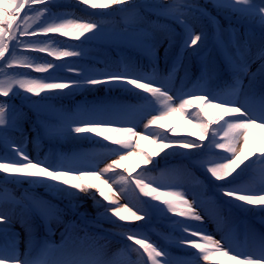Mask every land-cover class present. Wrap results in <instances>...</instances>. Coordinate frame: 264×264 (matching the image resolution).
I'll return each mask as SVG.
<instances>
[{"label":"trees","instance_id":"1","mask_svg":"<svg viewBox=\"0 0 264 264\" xmlns=\"http://www.w3.org/2000/svg\"><path fill=\"white\" fill-rule=\"evenodd\" d=\"M209 1L211 2L213 0ZM100 2H102V0H100ZM177 3L198 6L199 9H202L204 12L201 13V11L196 10V7H193L191 11L181 9L186 12L187 24L192 29V34H204V39H202L198 47H185L184 45L185 28L182 24L177 23L171 14L172 6ZM251 3L253 4V7H259L260 3H264V0H251ZM32 8L35 9V11H29L27 13L31 19L26 25L22 22L21 27L23 28L26 26L29 31L37 32L39 39H32L35 42H39L40 46L45 48L46 51L41 52L39 50L24 49L23 46L18 45L15 49L14 56L10 55L7 65L1 68L3 70L18 74L24 78L39 80L42 82H53V80H49L47 77L73 81L82 80L80 77L82 74H76L67 70L70 66L80 68L82 72L128 70L139 72L144 76L157 81V84L162 85L166 90L171 89L174 85V91L177 93L186 90L193 82L198 86L199 83L203 81L206 84V92L209 94L216 93L215 95H227L230 93L231 95L238 96L241 92V96L243 95L245 100L246 98L248 100L243 102L247 103L252 100L250 103H254V101H258L257 98L260 92L253 96L254 94L250 92V89L245 88V90L240 92L238 90L237 93L238 86L240 85L237 84V76H234L236 73H233L234 67L231 63L235 60L238 61V59L236 53H234L227 41V38L231 34L235 41L239 42L241 51L251 46L255 48L258 53H261V32L258 28L247 26L245 24L242 25L235 20H231L230 23H227L226 19L223 18L216 9L199 0H181L180 2L178 0H143L140 2H137V0H130V2L123 4L120 9L112 12H107L108 7L102 8L98 5L94 8L91 4L84 3V0H43V4L38 0L35 5H32ZM164 9H168L169 14H163ZM233 13L242 17L241 13L235 9L233 10ZM48 19H56V22L54 23L69 21L97 23L100 25L98 31H105L107 33V40H94L91 38V33H86L85 36L80 37L79 39L64 37L58 33L47 35L39 34V29L36 26L44 25L41 24L43 23L42 21L47 23ZM43 27H45V25ZM233 29L235 30L234 33L232 32ZM214 33L218 35L217 38L219 37V43L226 50L227 55L230 56V58L227 57L226 61L222 60L220 52L212 42ZM129 36H134L135 39H128L127 37ZM20 39H24V37H21ZM61 50L79 52L81 55L64 58L49 54ZM160 51H162L161 59L158 58ZM7 55L8 53H6V56ZM4 59L5 58H0V62ZM22 59H27L32 64V67L28 68L17 63H10L12 60ZM49 63L54 65L52 69H46L45 72H39L36 70L37 66L45 67ZM261 63L262 61L258 63L253 73L257 72ZM168 66H170L169 69ZM176 77H179L178 84L170 82V79ZM260 79H264V75L258 74L254 81L250 82V78L247 83L253 84ZM216 81L222 83V89L217 90ZM106 84L109 85L112 91L110 93H103L99 97L101 102H98L95 96L97 94V85H77L71 89H65L62 92L41 93L40 95L26 93L25 90L18 87L17 90H14L13 95L16 96L19 93H23L29 97H42L57 110L66 114L72 111L71 99L80 95L89 96L86 99L87 102H84L87 103V108H84L81 115H88L90 113V111H88L90 105H93L95 108L102 107L104 110L123 109L127 105L137 106L138 101L130 98L131 96L129 93H142L140 90L125 83ZM234 85H236V87ZM116 89L121 90V92H116ZM146 94L153 99H157L149 93ZM187 97L192 99V97ZM28 99L30 100V98ZM11 100L12 98L4 97L0 94V106H3L4 108L8 107ZM194 101L198 102V106L201 103V101ZM186 112L190 114V118L194 123L200 120L204 121L202 118V112L198 109H192L191 105L187 106ZM187 118L188 117L182 116L181 113L174 117V124L176 125L175 132L172 135L161 133V138L167 140H188L194 143H200L198 137L190 135L192 131H198V129H195L192 124L186 123L185 120ZM10 121L12 124L11 126L0 127V160H4L0 162H22L20 161V157L17 155H11L8 152L11 147L7 146V144L14 143L22 147L23 151L33 161L43 160L51 166H58L61 165L62 162L67 163L68 161H75L83 157L90 158L92 163L89 166L85 167L82 164L85 171H90L98 163L97 160L108 151L106 148L104 149L97 145L92 146L87 142L88 139L93 141H107L103 137L93 133L74 134L70 129H65L59 126L54 120L45 114L34 112L28 105H24L21 102L16 103V107L10 114ZM39 124L49 133L45 139H43V131ZM58 127H60L61 131L53 134L51 132L52 129H57ZM51 139L57 140L60 143L53 146L49 142ZM148 142L149 138L140 139L139 150L127 158L128 162L142 164L143 154H151L146 150ZM152 144L153 152H158L157 144L154 140H152ZM30 149L34 151L32 154L30 153ZM54 153L58 155L59 162L54 160ZM199 153L200 151L198 148L189 150L183 149L182 147H173L166 149L164 152H159L156 157H172L168 160L169 163L165 164L162 174H165V176L177 175L181 178L186 177V179L192 181L193 184L196 183L195 190L198 193V199L203 201L204 207L208 205L211 206L205 208V211L211 213H217L218 211L221 212L220 209H222V206L218 197L207 195L209 187L205 182V176L198 173L195 168L188 163V159H192L193 157L197 159V156L195 155ZM201 158L205 159V156H201ZM251 160L252 157H249V160L245 161V163L227 179L218 181H224L227 183L231 179L242 177V174L250 166ZM154 161L155 159L153 157V161L149 165ZM211 164H207L208 166L206 167H209ZM141 169H143V167ZM2 175H7L9 179H12L15 183L27 181L36 189L43 188L50 193H55L68 199L77 198L80 192L79 190L66 188L62 184L57 185L53 181H46L37 178L16 179L13 178V174H7L0 170V176ZM105 178L106 181L112 182L117 194H112V199L110 201H104V203L100 201L103 197L100 199L92 198V207L96 208L95 211L100 212L98 216V219L101 221L100 223H103L102 225H105L104 227L108 231L116 234V236L127 237L128 234L136 233L137 237L147 238L150 243L158 246L159 244L157 241L144 230H141V232L135 231L130 233L131 230L126 226H130L134 221H121L114 212L109 210L110 208L118 207L117 205L120 203L118 198L120 197L124 202V206H127L138 214L145 216L143 220L138 222L139 226L147 224L150 217L148 208L142 203L138 192L133 189L127 175L120 172H112L111 175H106ZM170 179L173 180L172 178ZM111 182L109 184H111ZM248 184L249 183L246 181H234L232 183L233 187L242 185L245 187ZM222 186L226 187L225 184ZM5 200L6 198H3L1 202ZM235 206L237 211L247 212L253 205L236 202ZM0 209L2 208L0 207ZM0 211H3L9 216V213L13 211V207L11 205ZM168 214H170V212H164L165 216ZM234 214L237 213L234 212ZM17 217L18 213L14 212V224H16L15 220ZM260 219L264 220V217L261 216ZM12 220L13 219H11L10 223L7 225H0V228H6L8 230L7 236L9 239H13L11 236V232L13 231ZM246 222L248 224V232L254 237L259 238L261 235H264V231L261 230L264 227L262 221L256 220L253 223H250L246 220ZM121 224H123V226H118ZM71 225H73V227L68 232L72 237V240L76 242V245L79 248L88 251V248L92 246L91 244L96 237L90 230L83 229L77 221H74ZM174 226L179 227V223H174ZM157 228L159 227L156 226L155 229ZM81 229L82 234L79 233ZM154 232L165 237L164 234L159 232V230H154ZM2 234L3 236H1ZM65 234H67L66 228L60 231L57 235L56 241H58V238L59 240L62 237L64 238ZM4 242L5 233L0 231V244H3ZM105 243H114L119 247V244H116L118 243L117 240L116 242L112 241ZM169 245L172 247L179 246V248L187 247L174 240H170ZM0 249L2 250L3 248ZM31 249L32 247L28 251H31ZM1 250L0 254L3 252ZM133 257L134 260L137 261V256L135 257L134 255ZM114 258H116V255H110L109 259L111 260L109 261H112ZM136 264H141V262L137 261Z\"/></svg>","mask_w":264,"mask_h":264},{"label":"snow or ice","instance_id":"2","mask_svg":"<svg viewBox=\"0 0 264 264\" xmlns=\"http://www.w3.org/2000/svg\"><path fill=\"white\" fill-rule=\"evenodd\" d=\"M38 0H0V58H5L6 53L14 56L16 46L19 44L24 49L39 50L41 52L46 51L32 38L39 39L37 32L29 31L28 28L21 27L22 22L26 25L31 17L27 14L29 11H35L32 5H35ZM43 4V0H40ZM130 0H84V3L91 4L92 7L107 8L109 5H123ZM244 4L246 7L240 8L238 4ZM213 4L222 8L235 9L247 15H259L261 22V53L260 59L262 60L261 66L257 69V72L253 73L249 71L250 64L243 61L240 44L234 42L233 47L236 50V54L241 56V62L234 66V71L237 75V83L240 82L239 77L241 75H247L251 77V81H254L257 75H264V3H260L259 7H253L251 0H213ZM46 7V6H45ZM193 7L196 10L204 13L198 6L191 4L177 3L172 6V15L177 23L182 24L185 28V47L199 46L202 39H204L203 33L196 35L192 34V29L187 24L186 12L181 9L191 11ZM23 10V11H22ZM163 14H169L168 9L163 10ZM39 34H61L64 37H73L79 39L85 36L86 33L96 35L101 31L100 25L97 23H82V22H60L52 23L45 27H40ZM234 33L235 30L233 29ZM24 37V39H20ZM128 39H135L134 36L127 37ZM190 41V44H189ZM57 57H72L81 55L79 52H72L68 50H61L56 53H49ZM10 63H17L31 68L32 64L27 59L12 60ZM54 65L52 63L47 64L45 67L37 66V71L45 72L46 69H52ZM69 72L76 74H82L83 79L79 81L62 80L60 78L47 77L53 82H42L39 80L20 78L14 81L0 80V94L4 97H9L10 92L13 90V84H18L20 89L26 91L29 94L40 95L41 93H55L57 91H63L65 89H71L77 85H98L105 83H125L127 85L134 86L135 89L140 90L143 93H149L157 99L167 98L170 102L166 105V111L161 116H152L145 124V129H148L149 125L155 124L162 119H167L173 113H181L182 116L188 117L185 122L192 124L198 131H192L190 133L193 137H198L200 143H194L188 140H167L162 139L160 134L155 138L154 142L157 144L158 152L151 154L144 153L142 158L143 165H149L153 161V157L158 155L159 152H164L166 149L173 147H182L183 149H193L203 146L204 141L210 135V125L214 122L209 119L208 122L203 120L193 122L190 118V114L186 112V108L191 104V99H181L177 107L170 106L174 98L169 92L162 86L158 85L157 81L144 76L143 74L135 71H104V72H82L80 68L70 66L67 69ZM186 95L192 96V99L203 102V107L199 110L205 115L208 114V110H215L216 122L219 123V131L223 132V138L226 142L213 141L216 149L224 150L227 154L231 155V158L224 159V163H212L207 167L208 173L215 180L227 179L233 172H235L245 161L249 160V157H255L261 163H264V92H260L257 100V104L249 106L245 103L237 102L234 99L210 98L209 95H193L191 92ZM4 112V107L0 106V113ZM121 109H105L100 110L94 114L81 115L75 118H65L64 128L70 129L74 134L93 133L103 137L108 141H113L116 145H121L125 148L133 146V139L139 136V139H148L149 136L141 135L134 131L133 128H120L112 126L113 120L106 117L110 115H119ZM75 120L76 122H73ZM3 119H0V124H3ZM165 126L161 124V129ZM175 124L169 131L174 130ZM61 131L60 128L52 129V133L55 134ZM217 130H211V135L215 136ZM123 137V138H121ZM242 139V146L237 147ZM257 142V147L253 148L251 141ZM195 141V140H194ZM7 146L15 150L16 155L20 157V161L12 162H0V170L7 174H13V178H37L46 181H53L57 185L62 184L66 188L75 189L83 192H87L88 189H97L99 195L103 197L104 201H110L112 199V189L108 186L107 181L100 180V174L95 171L82 170V162L80 161H68L62 162L61 165L51 166L45 163L43 160L33 161L23 151V148L9 143ZM139 150V140L134 145ZM132 152H128L127 155H121L119 161L114 160L112 164H119L120 161L132 156ZM4 161V160H0ZM111 165L107 166L103 171H108ZM63 169V170H60ZM90 178L99 181V183L90 182ZM146 177L141 173H138L134 179L135 186L145 196L152 197L156 201H162L167 206V211L170 213H177L180 217L191 216L196 221L202 222L203 216L195 211L194 205L190 203L185 195L180 191H161L160 187H153L151 181L145 182ZM258 184L264 185V174L261 175ZM105 185V187H101ZM225 196L232 198L235 201H240L247 205H261L264 206V191H259V195L246 194L255 192H245L239 190H221ZM187 207H182V206ZM110 211L119 217L121 221H140L145 218L144 215L138 214L127 206L110 208ZM44 211L42 210V215ZM11 221V218L3 211H0V225H7ZM264 223V220H262ZM0 231L5 233V242L0 244V248L5 251L0 254V264H108L107 261L101 260L93 252L84 251L76 245V242L72 240V237H64V244L58 247H52L48 244L33 243L31 251H26L20 254L17 251V245L13 239H9L7 236V229L0 228ZM184 232H189L190 228L184 227ZM192 236H201L205 243L197 242L194 239H181L180 243L191 248L198 249L200 253L206 254L210 251L219 252L224 256H227L231 264H264V235L259 237V253L244 252L230 254V251L225 244H222L219 240H215L213 236L203 234L200 230H193ZM127 239L129 241H135L136 245H139L145 253L148 255V259L152 261V264H165V260H157V257H165L166 253L158 248L153 243L148 242L147 238H137L135 233L128 234ZM206 245H210L208 247ZM241 255L244 256V260H241ZM252 257H255L254 259ZM204 259L207 260L208 256L204 255Z\"/></svg>","mask_w":264,"mask_h":264},{"label":"rangeland","instance_id":"3","mask_svg":"<svg viewBox=\"0 0 264 264\" xmlns=\"http://www.w3.org/2000/svg\"><path fill=\"white\" fill-rule=\"evenodd\" d=\"M44 1H50V0H44ZM143 0H137V2H140ZM179 2L181 0H178ZM203 2L204 4H207L211 6L212 8L216 9L217 12H219L223 18L226 19L227 23H230L231 20H235L240 22L241 24H246L248 26H253L259 28L260 31H262L261 22L259 19V15H247L246 13L240 12L242 17L239 15H236L233 13L234 9H227L222 8L219 6H216L213 4V1L209 0H199ZM122 5H109L108 11H116L120 9ZM238 7L244 8L246 5L244 4H238ZM238 11V10H237ZM48 22L45 23V21H42L45 26H48L54 22H56V19H48ZM44 25L40 26L43 27ZM37 27V26H36ZM218 35L213 34L212 42L215 45L216 49L220 52L221 58L224 59L225 57V51L221 47L219 43V37ZM94 40H107V33L105 31H101L99 33H96V35H92L91 37ZM232 39H230L231 41ZM40 45L39 42H36ZM19 45V44H18ZM18 45L16 47H18ZM162 51L159 52L158 58L161 59L162 57ZM242 58L244 62H247L250 64L249 71L254 72L256 66L259 62L262 60L259 58L260 53H258L255 48L249 46L243 51ZM229 57V56H228ZM241 62V58L235 61H233L231 64L234 67L236 64H239ZM234 76H237L234 74ZM22 78L20 75L12 73L7 70H3L0 68V80L5 81H14ZM251 77L247 75H241L239 80L240 82L237 84H240L241 90L246 85V88H250L252 91L256 90L257 88L260 89V92H264V79L257 80L256 83L247 84V82L250 80ZM170 82H173L175 84L179 83V77L170 79ZM205 83L201 82L197 86L196 84H193L192 86L188 87V89L182 91V92H175L174 91V85L171 89L167 90L171 96H173L174 101L170 105L172 107H177L180 103L181 99H190L186 95V93L191 92L193 95H201V94H207L210 96V98H216L215 94H208L205 89ZM219 88L222 86L221 84H217ZM19 87L18 84H13V90L9 94V97L12 98L10 101V104L8 107L4 108V112L0 113V119H3L4 123L0 124L1 126H11L10 121V114L12 110L16 107V103L22 102L26 105H28L34 112H40L42 114H45L46 116L50 118L56 119L57 117V109L47 102V100L43 99L42 97H29L22 93H19L18 95L14 96V90H17ZM166 87V86H165ZM112 89H110L108 84H98L97 85V94L96 100L98 102L100 101V96L103 93H110ZM116 92H121V90L116 89ZM243 91V90H242ZM131 96H137L140 93H129ZM241 92L239 93L237 98H233L232 96L228 99H234L237 100V102L245 103L243 101H248L247 98L245 100V97L242 95ZM228 96L230 95L227 94ZM246 96V95H245ZM84 97H77V98H85ZM89 97V96H88ZM92 97V96H91ZM140 100V104L137 106L127 105L123 109H121V113L119 115H110L106 118L113 120V126L114 127H120V128H133L135 132L141 134V135H148L149 136V142L146 150L150 153H153L152 150V140H155L157 134H160L161 132H166L168 135H172L175 132V129L172 131H169V129L172 128V125L174 124V117H176L179 112L171 114V116L167 119H162L159 122L155 124L149 125L148 129H145V124H148V121L151 119L152 116H161L163 112H165L166 105H169L170 102L167 100V98H161V99H150L147 98L145 94L138 96ZM192 97V96H189ZM218 97V96H217ZM15 98V100H14ZM30 98V100L28 99ZM99 98V99H98ZM221 98V97H220ZM191 107L192 109H200L203 107V102L201 101L200 105L198 106V102L191 99ZM149 102V103H148ZM249 102H252L250 100ZM258 101H254V103H251L254 106L257 104ZM142 103H145V106H141ZM76 104V105H75ZM76 106L79 108L80 103L79 101H74L73 106ZM139 107V109H138ZM100 110H104L102 107L95 108L93 105H90V111L89 114H94ZM57 112V113H56ZM81 112V111H80ZM82 114V113H80ZM80 114H76L74 112L71 113L68 117L65 118H75L80 116ZM88 114V115H89ZM87 115V114H85ZM59 118V117H58ZM64 117L59 118L60 122L64 124ZM202 118L205 122H208L209 119L214 122L210 125V135L209 137L204 141L203 146L198 147V150L200 151L199 154H196V158L190 159L189 163L194 166L195 170L200 173L201 175L205 176V182L209 186L211 193L213 196H217L222 200V202L225 205V208L223 207L221 212L217 213H211L208 211H205V208L211 207L210 205L204 207L203 201H200L198 199V193L196 192V183L193 184L192 181H189L186 179V177H180L177 175L173 176H165V174H160L162 170H164L165 164L169 163V159L172 157H154L155 161L151 165L143 166L141 163H130L127 159L120 161L119 164H112V161L117 160L119 161V157L121 155H127L128 152L136 153L138 149L134 146L136 141L139 140V136L133 139V146L132 147H123L121 145H116L113 141H93V140H87L89 144L92 146L97 145L102 148L108 149L107 155H102L98 160L95 167H93L90 171H95L98 174H100V180L106 181L105 176L111 175L113 172H120L127 175V177L130 179L131 185L134 190H136L140 196V199L143 204H147L148 207H150L149 214L152 217V224L150 227H144L139 226V221H134L128 229H130V233L141 230H148L151 231L154 226H160L161 230L160 232L165 235V237H159V241L162 242L164 245V252L166 253L165 257H157V260H165V264H231V262L228 260L227 256L222 255L219 252H213L210 251L206 254L200 253L198 249L191 248L189 246L183 248V247H172L168 245V242L170 240H174L175 242H180L181 239H194L197 242L205 243L201 236H192L191 232L193 230H200L203 234L211 235L215 240H219L222 244H225V246L232 251L230 254L235 253H244L243 251H240V244L245 245L246 252H255L259 253V238L254 237L252 234L246 231L245 228L248 227V224L246 220H259L262 221L261 216L264 217V206L261 205H253L247 212L244 211V216L240 220V215L233 210V205H235L236 202L242 203L240 201H235L232 198L225 196L222 189L226 190H239V191H245V192H255V193H246V194H256L259 195V191H264V185L258 184V180L260 179L261 175L264 174V163H259L258 169L256 170H250L248 169L242 176L237 179V182L246 181L249 183L247 186H234L232 185L233 182H221L218 180H215L211 177V175L207 171V164L211 163H224L227 158H231L230 154H227L224 150L216 149L214 147V144L211 145L213 141H219V142H226L223 138V132L219 131V123L216 122L215 117V110H208V114L205 115L202 113ZM73 122H76L73 120ZM161 124H163L165 127L161 129ZM211 130H217V134L215 136L211 135ZM43 133V138H45V135L47 134L45 131ZM123 138V137H121ZM59 141L55 140L51 143L53 145H56ZM254 147H257V142L255 140L252 141ZM242 139L240 141V144L237 147V151H239V147L242 146ZM9 152L11 154H16L15 150L10 148ZM34 151L30 149V153L32 154ZM201 156H205V159H202ZM55 161L58 160V156L56 154L53 155ZM256 158V157H255ZM257 159V158H256ZM82 164L87 167L89 166L92 161L90 158L83 157L81 159H77ZM76 160V161H77ZM96 161V160H95ZM111 165L110 168H108V171L104 172L103 170ZM143 167V169H141ZM85 168L83 167L82 170ZM156 171L159 172V177L152 176ZM141 173L144 177H146L145 182L148 183L151 181L153 187H160L161 191H180L185 195V198L194 205L195 211L199 212L203 216V221L199 222L196 221L191 216L189 217H180L177 213H170L168 215H164V212L167 211V206L162 201H156L152 197L145 196L143 193L140 192V190L135 186L134 179L136 178L137 174ZM106 174V175H105ZM148 174V177H147ZM174 177V178H173ZM172 178L173 180H171ZM90 182L92 183H99V181L91 179ZM111 181H107L108 186L112 189V194H117L116 190H114V186ZM193 184V185H191ZM226 187H223L224 185ZM101 187H105V185H101ZM210 192V191H209ZM211 195V197H212ZM119 196V195H118ZM101 198L99 195V191L97 189H88L87 192L80 191L77 198L75 199H68L64 198L58 194L50 193L49 191L39 188L36 189L32 186L31 183L24 181L22 183H15L12 181V179H9L7 175L0 176V207L4 210L12 205L13 211L9 213V216L11 219H13V231L11 232L12 238L15 240V243L17 245V251L22 254L25 251L30 250L33 243H40V244H48L53 246H62L64 244V238L62 237L60 240L57 235L60 233L61 230L66 228L67 234L64 235V237L69 235V230L73 227V225L68 226V224L71 222V224L74 221H77L81 225L83 229L90 230L93 232L95 240H93L92 246L88 248L89 252H93L97 255V257L101 260L107 261L108 264H136V262L132 259V256L137 254V252L141 255V260L143 261V264H152V261L148 259L147 253L143 251L142 248H140L139 245L135 244V241H129L127 237L123 236H116V234L112 233L111 231H108L104 226L103 223H100L101 221L98 219L99 211H95L96 208L92 207V198ZM3 198H6L5 201L1 202ZM118 200L120 201L118 207L124 206L123 200L119 197ZM102 203H104V200H100ZM182 207H187L182 206ZM27 208L29 210H27ZM42 210L44 211V214L42 215ZM34 211V214H33ZM233 213H232V212ZM14 212L18 213V217L15 220L16 224H14ZM237 213V214H234ZM219 217H221L219 219ZM76 223V222H75ZM174 223H179L178 229L181 230L183 234H179L175 231V227L173 226ZM157 224V225H153ZM79 225V226H80ZM68 226V227H67ZM123 226V224L118 225ZM187 227L190 228L189 232H184L183 228ZM239 227L241 231L239 230ZM264 231V227L262 229ZM153 231V230H152ZM82 232V229L80 230V234ZM129 232V231H128ZM243 233L247 235V238L249 241H246L243 243ZM136 234V233H135ZM50 238V239H49ZM139 238V237H137ZM108 240V241H106ZM116 244H124L122 248L116 246L114 243H105V242H116ZM208 247H211L210 245H206ZM1 250V249H0ZM1 251L2 254L4 253V249ZM129 253V254H128ZM110 255H116V258L112 259V261H109ZM204 255L208 256V259H204ZM177 256L183 258L185 261H177ZM241 260H244V256L241 255ZM253 259L255 257H252ZM188 259L189 261H186ZM245 264H247V261H245Z\"/></svg>","mask_w":264,"mask_h":264},{"label":"water","instance_id":"4","mask_svg":"<svg viewBox=\"0 0 264 264\" xmlns=\"http://www.w3.org/2000/svg\"><path fill=\"white\" fill-rule=\"evenodd\" d=\"M3 64H4V62L2 64H0V66L3 65Z\"/></svg>","mask_w":264,"mask_h":264}]
</instances>
